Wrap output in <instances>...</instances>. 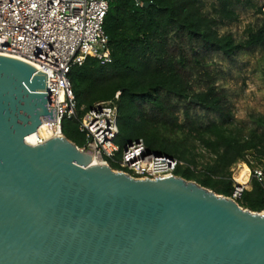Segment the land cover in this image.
<instances>
[{
    "label": "water",
    "instance_id": "water-1",
    "mask_svg": "<svg viewBox=\"0 0 264 264\" xmlns=\"http://www.w3.org/2000/svg\"><path fill=\"white\" fill-rule=\"evenodd\" d=\"M48 103V73L0 54V264H264V211L94 163L65 135L27 144L57 121Z\"/></svg>",
    "mask_w": 264,
    "mask_h": 264
},
{
    "label": "trees",
    "instance_id": "trees-1",
    "mask_svg": "<svg viewBox=\"0 0 264 264\" xmlns=\"http://www.w3.org/2000/svg\"><path fill=\"white\" fill-rule=\"evenodd\" d=\"M108 1L104 28L113 60L102 64L87 57L71 69L76 114L64 118L63 134L83 148L87 140L80 130L82 118L97 103L114 100L120 92L116 142L121 150L116 157L128 143L143 139L149 152L182 162L175 175L231 196L235 183L231 167L247 161V155L264 159V116H251V125L235 122L205 60L211 53L233 58L245 48L264 52V20L237 41L231 33L221 34L219 26L225 20L235 21L237 6H251V0H213L209 9L206 0ZM148 2L153 4L145 7ZM196 79L205 83L200 90L193 87ZM192 99L218 119L204 122L195 116ZM198 145L211 155L200 170H196L202 155ZM110 166L120 169L114 161ZM249 185L238 203L264 211V180L252 176Z\"/></svg>",
    "mask_w": 264,
    "mask_h": 264
},
{
    "label": "built area",
    "instance_id": "built-area-1",
    "mask_svg": "<svg viewBox=\"0 0 264 264\" xmlns=\"http://www.w3.org/2000/svg\"><path fill=\"white\" fill-rule=\"evenodd\" d=\"M108 0H0V54L22 59L48 73V107L57 109V121L43 120L33 133L37 146L64 135L62 122L76 114V99L69 78L71 69L82 65L87 57L102 64L112 62V51L104 24ZM120 92L114 100L97 103L82 118L80 130L86 145L80 148L101 164L114 161L134 178L147 179L175 174L182 164L177 158L149 152L143 139L121 148L118 106ZM32 135V134H31ZM264 180V166L251 171L250 177ZM251 179V178H250ZM247 184L235 180L230 198L242 200Z\"/></svg>",
    "mask_w": 264,
    "mask_h": 264
},
{
    "label": "rangeland",
    "instance_id": "rangeland-1",
    "mask_svg": "<svg viewBox=\"0 0 264 264\" xmlns=\"http://www.w3.org/2000/svg\"><path fill=\"white\" fill-rule=\"evenodd\" d=\"M212 1L206 0L208 9L209 3ZM251 4V6L243 4L237 6V19L222 22L219 26L220 33H231L237 41L244 40L247 37V29L257 27L264 20V0H251ZM205 61L209 63L208 69L216 75V85L226 95V101L235 122L251 125V116H264L263 51L259 48H245L233 58H228L222 53H211L206 56ZM204 85L203 81H197V79L193 82L194 89L200 90ZM192 102L194 105L191 106V112L204 122L218 119L215 114H208L196 102ZM180 118H183V110L180 112ZM197 152L202 154L196 169L200 170L203 164L211 160V155L199 145ZM246 160L239 161L231 167L233 180L235 171L240 166H246L248 170H251L246 163H249L254 169L264 166V159L247 155ZM249 182L250 179L247 189L250 187Z\"/></svg>",
    "mask_w": 264,
    "mask_h": 264
},
{
    "label": "bare ground",
    "instance_id": "bare-ground-1",
    "mask_svg": "<svg viewBox=\"0 0 264 264\" xmlns=\"http://www.w3.org/2000/svg\"><path fill=\"white\" fill-rule=\"evenodd\" d=\"M33 134L27 137V142L31 143ZM94 163H100L99 159L94 157ZM251 170H248L246 166H240L234 174V180L240 182L241 184H247L250 179Z\"/></svg>",
    "mask_w": 264,
    "mask_h": 264
}]
</instances>
